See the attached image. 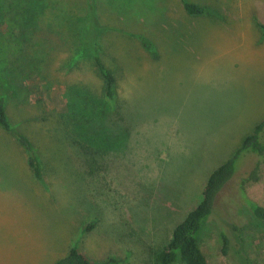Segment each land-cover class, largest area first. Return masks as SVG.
Wrapping results in <instances>:
<instances>
[{
	"label": "rangeland",
	"instance_id": "1",
	"mask_svg": "<svg viewBox=\"0 0 264 264\" xmlns=\"http://www.w3.org/2000/svg\"><path fill=\"white\" fill-rule=\"evenodd\" d=\"M151 1H132L138 21L112 12L121 0L99 3L111 26L108 41H100L103 57L119 72L109 100L93 62L70 43L88 1L26 0L24 25L13 29L21 48L9 50L16 92L0 87V97L11 125L33 141L43 178H34L15 138L0 132V264H51L72 246L95 264H157L173 228L202 199L209 174L264 118V0H190L205 7L200 16L187 14L181 0H160L162 17L147 18ZM10 2L0 0L2 31ZM121 28L153 32L161 58L145 55L135 75L130 64L119 69L108 46L126 51ZM69 87L87 89L97 109L109 108L113 126L127 125L130 136L118 150L86 155L72 141L76 122L91 133L99 119L72 107ZM256 159L238 158L199 231L208 264H264V224L237 191ZM245 192L264 206V159ZM220 231L231 240L229 254Z\"/></svg>",
	"mask_w": 264,
	"mask_h": 264
},
{
	"label": "trees",
	"instance_id": "2",
	"mask_svg": "<svg viewBox=\"0 0 264 264\" xmlns=\"http://www.w3.org/2000/svg\"><path fill=\"white\" fill-rule=\"evenodd\" d=\"M71 1L76 2V0ZM87 1L88 12L81 21V25L77 31L74 33V29L70 30L72 35L70 43L73 44L72 48L76 49L74 53L77 52L78 56L83 57L84 59H89L93 62L102 81V92L104 97L113 100L116 96L119 72L117 68L111 65V61L109 64L103 57L105 50L100 42L108 41L103 34H106L111 26L98 15L97 8L99 3L104 0ZM132 1L133 0H129L126 2L127 4H125L123 0H121V5L118 7L119 10L112 12H116L120 15L119 17L124 14L133 21H138L134 19V17H139L137 14H135L136 16L134 15L135 11L138 10V4L133 3ZM76 3H78V1ZM181 3L183 10L189 15L200 16L206 11L203 5L190 0H181ZM25 4L26 0H11L10 4L7 6L9 15L6 19V29L3 31L0 30V87L8 89L14 95L16 88L12 77L14 76L15 68L11 64L9 50L12 48L14 51H18L21 48V41L13 34V29L24 25V14L22 10ZM164 4L165 1H162V3H160V0L151 1V3H149L151 6L149 8L151 14H147L149 13L147 12L146 17L149 18V16L153 14L154 17L161 18L164 13ZM41 10L42 6L39 7L34 15L37 19L41 15ZM91 18L94 19V24L89 22ZM88 23L92 26H89ZM155 26L160 28L159 24H156ZM261 28L264 32V25ZM116 31L122 32V36L120 38L118 37V39L121 43L127 45L125 52H117L115 45L112 43V45L108 46L113 61L119 69H127L130 64L129 68L132 67V69L129 73L135 75L138 72L137 65H139V62L142 63L144 61L143 57L145 55L147 56V54H149V56L155 60L161 58V48L153 41L154 36L152 35L151 37L153 32L151 34H148L145 30L132 32L125 28ZM158 33L159 31H157L156 35ZM99 35L102 38L100 40L98 39ZM148 35H150V37ZM131 36L135 38L133 42ZM160 46L164 47L163 45ZM69 88L73 91L71 103L74 105H72V107L82 116L91 113L94 118L99 119L97 120L98 123L92 127L91 133L82 130L83 128L80 126V122H76L75 126L81 127L82 129H76L72 141L82 147V152L86 155L93 153V151L97 153L102 152L103 150H118L130 136L127 125L121 123L113 126L109 121V108L104 106V108L97 109L95 101L87 89L83 88L81 90L79 89L81 87L76 89ZM117 107L118 109L120 108L118 104ZM115 112L118 113L119 110H115ZM125 120L126 119L122 116L121 121L125 122ZM0 128L15 138L25 151V162L30 168L34 178L42 180L43 170L35 145L28 136L17 131L11 125L6 113V106L3 97H0ZM246 153H253L258 159H256L250 170L238 179V195L243 207L249 211L255 219L264 224V206L250 199L245 192L247 185L256 182L260 177L261 166L264 159L263 118L260 122L254 125L250 133L243 137L241 144L235 150L233 155L223 161L209 174L202 190V199L185 215L182 221L173 228L172 234L167 243L156 254L157 264H173L176 262H181L183 264H208L199 245V231L204 221L212 214L218 193L234 176L237 169L236 161L241 155ZM90 227L91 225L85 226L84 231ZM220 236L222 240L221 251L223 254H229L231 252V240L228 234L224 231H220ZM51 264H95V262L91 261L87 256L81 253L77 246H72L65 255L56 259Z\"/></svg>",
	"mask_w": 264,
	"mask_h": 264
},
{
	"label": "crops",
	"instance_id": "3",
	"mask_svg": "<svg viewBox=\"0 0 264 264\" xmlns=\"http://www.w3.org/2000/svg\"><path fill=\"white\" fill-rule=\"evenodd\" d=\"M0 132H5L2 128H0ZM4 175V172L3 171H0V177L2 179V176Z\"/></svg>",
	"mask_w": 264,
	"mask_h": 264
}]
</instances>
